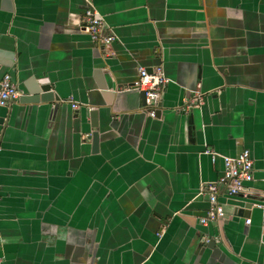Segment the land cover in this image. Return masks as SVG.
Wrapping results in <instances>:
<instances>
[{
	"label": "crops",
	"instance_id": "0c3cea01",
	"mask_svg": "<svg viewBox=\"0 0 264 264\" xmlns=\"http://www.w3.org/2000/svg\"><path fill=\"white\" fill-rule=\"evenodd\" d=\"M0 53L19 93L0 107V264H264V0H0ZM157 66L152 119L132 86ZM43 78L55 111L23 101ZM244 149L248 194L202 225L201 187Z\"/></svg>",
	"mask_w": 264,
	"mask_h": 264
},
{
	"label": "built area",
	"instance_id": "2783aa9c",
	"mask_svg": "<svg viewBox=\"0 0 264 264\" xmlns=\"http://www.w3.org/2000/svg\"><path fill=\"white\" fill-rule=\"evenodd\" d=\"M81 27L93 43L104 48L110 46L116 40L113 34L106 32L102 18L92 8H87L84 11ZM168 83L169 79L165 76L161 66L154 67L150 73L145 68H139L138 78L132 87L134 90L144 93L145 107L149 117L153 118L155 116L162 92ZM18 95L17 87L10 76L4 75L0 80V107H6ZM200 103V98L198 100L193 98L185 106L184 111L188 112ZM72 107L77 109L78 105L73 104ZM205 154L211 156L213 163L219 156L210 150H206ZM219 157L223 160L222 175L214 183L202 186L200 190L201 194L207 196L210 204L207 216L200 219V223L204 226L224 218L223 206L218 201L220 195L224 194L231 197L242 195L246 197L248 194L246 185L254 181L253 160L249 150L244 149L234 157ZM246 222L249 223V220Z\"/></svg>",
	"mask_w": 264,
	"mask_h": 264
},
{
	"label": "water",
	"instance_id": "95a60500",
	"mask_svg": "<svg viewBox=\"0 0 264 264\" xmlns=\"http://www.w3.org/2000/svg\"><path fill=\"white\" fill-rule=\"evenodd\" d=\"M83 31V29H82ZM89 36V35H88ZM90 38V37H89ZM91 40V39H90ZM92 42V41H91ZM93 43V42H92ZM3 54V53H2ZM1 55V53H0ZM9 65L8 63H3L2 60L0 59V67L1 66H7ZM154 68V67H153ZM152 68V69H153ZM149 73L152 72V69H147L145 68ZM164 71V69H163ZM165 74V72H164ZM7 75V74H5ZM4 76V75H3ZM166 76V75H165ZM11 78V77H10ZM138 78V77H137ZM137 80V79H136ZM39 85H40V88H35L33 87L32 90H30V94H31V98L30 99H24L23 101H28V102H34V103H42V104H49V103H52L54 105V108H53V111H55L59 105V103L61 102L60 98L58 97V95L51 89V85L48 81V79L46 78H43V79H40L39 81ZM101 88L103 89H107V84H103L101 85ZM136 92L139 93V100L141 102V106H142V109L147 113V116H148V111L146 110V107H145V95L143 92H139L137 90H135ZM12 102V101H11ZM10 102V103H11ZM190 103V100L189 102ZM188 103H184L185 105H183V107L181 108V110L183 112L184 111V108L185 106L188 104ZM9 105V104H8ZM158 107H159V104H158ZM192 109L189 112H191ZM159 114V111L157 109L156 113H155V116L152 118H156ZM86 117L89 119V125H90V128L93 129L91 135L89 136V139L92 141V143L94 144V146H96L97 142H98V132H97V111L95 110H92L90 111L89 108H88V111L86 113ZM149 117V116H148ZM151 118V117H150ZM205 151V150H204ZM218 158V157H217ZM216 158V159H217ZM215 159V160H216ZM222 160V158H221ZM223 162V160H222ZM217 181V180H216ZM214 183V182H213ZM231 197V196H230ZM252 204L255 205V207H258V206H261V208L264 207V201L263 202H256V203H251L249 205L252 206ZM222 205V204H221ZM209 208H210V204H209ZM247 208V207H246ZM244 212V211H243ZM207 216V214H206ZM204 216V217H206ZM203 217V218H204ZM201 219V218H200ZM223 219V218H222ZM221 220V219H219ZM217 221V220H216Z\"/></svg>",
	"mask_w": 264,
	"mask_h": 264
},
{
	"label": "flooded vegetation",
	"instance_id": "af4514ba",
	"mask_svg": "<svg viewBox=\"0 0 264 264\" xmlns=\"http://www.w3.org/2000/svg\"><path fill=\"white\" fill-rule=\"evenodd\" d=\"M250 152V151H249ZM250 155H251V153H250ZM251 158H252V156H251Z\"/></svg>",
	"mask_w": 264,
	"mask_h": 264
}]
</instances>
